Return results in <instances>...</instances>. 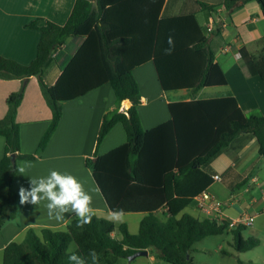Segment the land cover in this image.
Wrapping results in <instances>:
<instances>
[{"label":"trees","instance_id":"trees-1","mask_svg":"<svg viewBox=\"0 0 264 264\" xmlns=\"http://www.w3.org/2000/svg\"><path fill=\"white\" fill-rule=\"evenodd\" d=\"M75 0L64 24L38 20L29 26L40 30L35 58L21 63L0 54V78L39 80L52 111V121L35 153H23L17 112L24 88L7 97V111L0 117V135L5 137L0 159V229L18 217V193L13 186L18 160L39 156L46 140L62 116L63 102L110 83L119 101L129 100L130 117L119 108L107 113L101 123L97 146L117 123L126 131V141L104 154L95 152L86 164L114 212H143L137 232L128 224L93 215L91 223L78 226L77 215L65 229H27L22 241H11L3 250L2 264H84L94 250L98 264H117L138 250L156 252V259L170 264H195V242L208 235L231 231L237 251L251 249L259 240L243 238L247 226H230L226 219L199 217L186 208L214 182L205 166L234 138L253 134L264 156V114L247 112L232 92L198 97L206 86L226 85L228 78L196 13L161 15L165 0ZM250 0H223L221 4L199 1L202 10L215 13L222 6L226 16ZM257 2L264 15V0ZM214 32V31H213ZM70 37H80L74 54L53 84L43 77L44 67L54 51ZM258 52L239 48V67L245 76L258 75L264 81V35L255 41ZM152 60L165 92L187 89L189 96L168 102L170 117L152 128H143L138 105L139 83L133 70ZM12 154L15 155L13 160ZM71 244L74 248L69 251Z\"/></svg>","mask_w":264,"mask_h":264},{"label":"crops","instance_id":"crops-1","mask_svg":"<svg viewBox=\"0 0 264 264\" xmlns=\"http://www.w3.org/2000/svg\"><path fill=\"white\" fill-rule=\"evenodd\" d=\"M199 1L211 4L223 2V0H165L161 15L194 12L206 33H210L211 45L224 42L225 44L221 46L222 53L227 55L230 51L235 52L236 57L232 56L231 62L228 63L216 55V60L226 73L228 83L221 85L225 88L224 92L205 97L223 95L230 91L245 111L264 114V81L258 75L245 76L238 63L239 48L245 45L251 49L255 41L264 35V15L260 5L250 0L230 16H226L222 6L217 8L215 13H210L201 9ZM74 3L75 0H0V54L21 63H30L36 56L41 32L29 26V23L38 20V23L42 24L45 20H51L64 24L72 12ZM80 42V37H70L54 51L43 71V77L48 84L55 83L62 67L74 54ZM133 74L140 87L141 102L138 111L145 129L169 119L168 102L171 99H181L186 94L189 96L187 89L175 91L181 95L173 98L170 93L165 92L152 60L137 66ZM26 78H0V117L7 111L8 95L23 87V99L17 112L20 149L23 153H35L50 127L52 111L43 95L38 78L34 75ZM199 93L197 96L201 97ZM121 104L110 83H104L80 97L64 101L62 116L47 138L41 154L34 159L18 160V166L28 162L32 167L26 174H20L18 171L15 174L13 186L17 193L21 186L30 192L34 187L31 184L32 179L39 182L41 177L47 178L51 170H56L62 175L74 176L82 184L83 191L92 197L90 207L95 210V214L112 213L92 170L86 164V159L93 157L95 152L104 154L126 141L124 125L117 122L97 146V137L104 116L120 108ZM4 146L5 137L0 135V159ZM250 152H253L252 162L251 160L248 162ZM262 162L264 156L259 153L257 138L251 133H242L205 166L212 176L215 174L220 176L219 179H214L209 188V192L223 202L219 218L232 221L241 215H251L254 217L253 226L260 213H264V174H259ZM254 186L260 188L257 195ZM245 196L249 205L240 210L236 204ZM48 203L47 199H42L39 204H34L29 197L27 203L21 204L18 194V217L8 220L0 229V264L5 246L13 240L22 241L29 227L37 230L43 227L65 229L67 223L77 215L69 211L63 214V221L49 219L46 208ZM188 208L191 211H188ZM188 208L186 211L196 216L212 217L206 215L196 204ZM155 255L156 252L148 251L144 256L155 263Z\"/></svg>","mask_w":264,"mask_h":264},{"label":"rangeland","instance_id":"rangeland-1","mask_svg":"<svg viewBox=\"0 0 264 264\" xmlns=\"http://www.w3.org/2000/svg\"><path fill=\"white\" fill-rule=\"evenodd\" d=\"M216 43L212 44V48L215 51L217 56H220V60H226L225 62H231L232 56L235 58V52L230 51L227 55L221 52V46H223L224 42H219L218 45ZM219 46V47H218ZM260 46L255 44L251 47V50L254 52H258ZM225 51V50H224ZM225 63V64H226ZM225 88L221 85L217 86H207L203 90L200 91L199 96L205 97L212 94H219L224 92ZM170 96L173 98L174 96L179 97L181 95L180 92L170 91ZM187 95V94H186ZM186 95H183L186 97ZM253 152L249 153L248 162L254 159L252 157ZM258 163H255L257 165ZM220 165V164H216ZM259 174H264V162L261 164V169ZM259 186H254L255 194L259 192ZM241 198V196H239ZM249 205V201L245 196L239 202H237L236 206L238 209L243 210L247 208ZM191 211L190 208L187 209ZM247 212V211H246ZM119 212L112 213H101L100 215L109 218L111 220L114 214ZM124 216L121 222H126L128 224L129 230L132 232H136L138 230L139 221L142 218L143 212H123ZM121 222L114 221L117 226ZM243 238L247 239L248 237H255L260 242L256 246L251 249L237 251L233 245L234 243V235L231 231L224 232L222 234L208 235L201 240L195 242L192 250V255L194 256L195 264H264V213H260V215L256 218L254 225H247L242 231ZM74 248V244H71L70 249ZM156 264H170L165 260H154ZM117 264H153L147 259L144 255L136 256L133 259H129L128 257H121Z\"/></svg>","mask_w":264,"mask_h":264},{"label":"clouds","instance_id":"clouds-1","mask_svg":"<svg viewBox=\"0 0 264 264\" xmlns=\"http://www.w3.org/2000/svg\"><path fill=\"white\" fill-rule=\"evenodd\" d=\"M32 165L28 162H24L18 166L17 171L20 174H26L27 170ZM31 184L34 185L31 191H27L23 186L19 188L20 203L24 204L29 201L31 197V203L39 204L42 199H47L49 203L46 205L48 209L49 219L56 221H63L65 212L77 213L78 226L91 223L95 210L90 207L92 203V197L83 191V186L72 175H62L56 170H51L50 175L47 178L41 177L39 182L36 179L31 180ZM58 188V191H57ZM41 193L43 196H41ZM123 210L114 214L112 219L116 222H121L123 219ZM71 251V249H69ZM92 264H98V255L92 250L89 253ZM69 261L76 262V264H84V260L76 255L69 256Z\"/></svg>","mask_w":264,"mask_h":264},{"label":"built area","instance_id":"built-area-1","mask_svg":"<svg viewBox=\"0 0 264 264\" xmlns=\"http://www.w3.org/2000/svg\"><path fill=\"white\" fill-rule=\"evenodd\" d=\"M211 29V27H208ZM214 179H219V174L213 176ZM196 205L201 209L206 215L219 218L222 209L223 202L213 196L208 190L202 191L195 197ZM254 217L251 215H241L237 220L229 221L230 226H235L237 224L251 225L253 223ZM156 264V263H153Z\"/></svg>","mask_w":264,"mask_h":264},{"label":"water","instance_id":"water-1","mask_svg":"<svg viewBox=\"0 0 264 264\" xmlns=\"http://www.w3.org/2000/svg\"><path fill=\"white\" fill-rule=\"evenodd\" d=\"M95 6H97V0H95L94 3H93V7H95ZM25 80H27V78ZM130 105H131V102L129 100L122 101V104H121V106L119 108V111L126 113L130 117V112H129ZM12 158H13V160L15 159V155L14 154H12ZM147 254H148V250L147 249L138 250V251L134 252L133 254L129 255L128 258L129 259H133L136 256L147 255Z\"/></svg>","mask_w":264,"mask_h":264}]
</instances>
